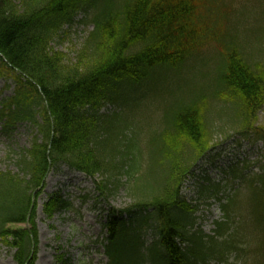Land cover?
<instances>
[{
  "label": "trees",
  "instance_id": "trees-1",
  "mask_svg": "<svg viewBox=\"0 0 264 264\" xmlns=\"http://www.w3.org/2000/svg\"><path fill=\"white\" fill-rule=\"evenodd\" d=\"M228 11L221 0H0V75L9 76L13 85L0 101V130L9 139L22 123L34 133L29 149L13 151L16 158L10 155L17 171L0 169V242L13 250L14 263L35 264L36 207L31 202L48 172L68 165L86 175H101L97 189L106 197L114 186L111 178H127L133 203L121 211L109 210L102 222L107 264H207L226 262L230 256L241 264H264V156L253 163L255 173L240 159L223 171L227 181L236 178L238 185L230 193L225 192L227 183L223 186V219L214 237L193 228L191 206L179 194L192 164L213 149L215 130L220 129L219 139L230 138L223 139L219 152L230 144H264V127L255 125L264 103L263 44L248 40L255 27L237 35L238 26L251 17L245 5ZM228 18L237 32L229 31ZM75 22H89L92 30L75 62H66L52 42L62 26ZM212 46L221 60L213 64L218 57H209L212 82L203 87L199 76L204 69L193 66L205 67L204 51ZM174 80L181 82L173 89ZM163 89L170 91L174 107L169 115L164 111L163 134L152 139L160 141L157 154L152 152L151 170L155 159L165 169L139 187L150 172L140 176L138 165L132 168L124 154L125 142L108 144L105 137L108 122L125 109L108 116L100 109L114 101L125 107L150 102ZM222 103L229 113L218 119L213 108ZM230 120H236L228 130L235 136L222 133L219 126ZM198 187L204 199L220 189L216 184ZM242 187L247 194L241 198ZM241 204L246 211L239 209ZM54 206L48 210L68 207L58 198ZM246 212L251 223L236 225L237 216ZM13 223L30 228L9 229ZM146 232L153 235L149 242Z\"/></svg>",
  "mask_w": 264,
  "mask_h": 264
},
{
  "label": "rangeland",
  "instance_id": "rangeland-1",
  "mask_svg": "<svg viewBox=\"0 0 264 264\" xmlns=\"http://www.w3.org/2000/svg\"><path fill=\"white\" fill-rule=\"evenodd\" d=\"M221 1L225 4V8L231 11H228L229 14L234 13L236 9L241 10L245 5L251 14V17H249V19L247 18V22L244 23L245 26H238V32L231 27L230 30L233 29L237 32L239 37H242L245 28L259 27L255 33L247 34L248 36H246L248 37V40L252 39L264 44V17H258L260 12L264 10V0ZM80 17L81 16H77L75 20H80ZM228 21L230 25H235L230 18H228ZM91 30L92 26L89 22H75L71 24V26H62L58 36H56L54 42H52L53 50H55V52L63 53V55L66 56H63L66 62H75V53L79 50L81 44H83L84 37L87 36ZM244 46L245 44H243V47ZM259 48L264 49L263 45ZM204 55H207L208 61H210L209 57L211 59L218 57L212 62L213 64L217 62V60H221L218 50L213 46L205 49ZM208 61L206 65H204L205 67L200 64H195L193 66V68L197 67L204 69L199 76V82L203 83V87H207L212 82L211 61ZM8 77L9 76L5 77V75H0V101H2L1 99L5 96L11 94L13 90L12 81L9 79L10 77ZM180 82V80H174L173 89L174 87H177ZM163 91V93L159 91L161 92L160 94L153 93L150 102L149 100H146L141 102L140 105L133 103L132 105L125 107L120 102L114 101L104 105L101 110L103 114L108 116L111 114H118L119 111L125 109L119 117L108 122L106 125L108 131L105 133V137L108 144L110 142L112 144L125 142L127 148L125 149L124 154L131 158L132 161L130 160V162H132V168L135 164L138 165L137 167L140 176L150 172L147 176H144V178L139 180V187L145 186L148 179L157 176L158 170L160 173H163L165 169L163 161L160 159L159 162H156L155 159L154 165L155 163L157 165H155L153 172L151 170L153 167L151 164L152 152L157 154L156 146L160 141V139H156L155 142H153L152 139L154 135H156L157 132L159 133L165 126V123H163V118L165 116L164 113L167 112L166 115H169L174 107V105L170 103L168 93H166L164 89ZM213 109V114L218 119L225 117L228 112V110L224 108L220 109L215 107ZM256 119L257 121L255 122V125L264 127V104L260 112L257 114ZM231 121L232 123H230ZM235 123L236 120H230L218 125L222 126V133L230 134L233 131L228 130H233L231 125L235 127ZM121 132H123L124 135L119 136V139L116 135H120ZM214 132L215 133L212 134L210 139V145H220V129H217ZM33 134L34 133L22 123H19L12 129L9 139H7L0 130L1 170L12 172L17 171L16 166L11 161L10 155L13 154V157H15L14 152L18 153V150L23 148L29 149ZM223 139L227 141L230 140L227 135L223 136ZM180 146L181 144H179L178 147ZM221 152L223 156L219 158L218 164L226 167L232 159H235V162L240 159L242 164H244V162L250 164L248 169H251L254 172L255 168L253 163L256 160H259V156H264V145H255L253 149V146L245 143L240 147L232 144ZM189 154L190 153L188 152L186 156H183L188 157ZM126 156L123 158L126 159ZM207 172L215 179L222 177L214 164H211V168H208ZM101 179V175L87 177L81 172L73 171L67 165H61L47 175L44 181V188L34 201L36 207L34 216L35 229L38 240V252L35 264H107V258L103 252L104 248L100 245L104 238V232L101 226L102 217L105 216L110 209L122 210L123 208L128 207L133 203L134 197L132 192L127 190L129 185H127V178H125L124 175L120 180L118 177L110 179V181H113V179L115 181L113 182L114 186L111 185V196L106 197V195H99L97 186ZM107 181L109 180L107 179ZM183 189V195L185 194L186 200L197 203L198 207L196 209V216H199V221L202 222L200 225L203 226V220L208 211L205 209L206 204L204 202L206 199L198 194L196 181L192 179H190L189 182H185ZM240 191L241 193L239 196L241 198L247 194L245 187H242ZM57 198H61L68 202L69 206L59 212L56 210H48V205L53 207ZM34 204L32 203L31 207H33ZM53 208L55 209V206ZM239 209L246 211V206L241 204L239 205ZM211 210L214 212L217 211L215 208H212ZM235 220H237L236 225H240L241 223L245 224L246 222L244 221L251 223L247 212L242 215L239 214ZM8 227L9 229H29L30 225L26 223H13ZM145 235L144 239L146 242H149L153 238L151 232H146ZM13 253L12 249H9L3 242H0V264H15L12 258ZM259 257L262 258V253L260 252ZM235 260L237 259L234 256H230L226 262L209 261L207 264H241L239 261L236 262Z\"/></svg>",
  "mask_w": 264,
  "mask_h": 264
}]
</instances>
